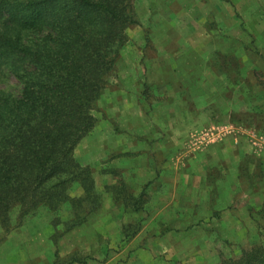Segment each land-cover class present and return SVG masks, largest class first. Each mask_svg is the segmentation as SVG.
I'll use <instances>...</instances> for the list:
<instances>
[{"label": "rangeland", "instance_id": "rangeland-1", "mask_svg": "<svg viewBox=\"0 0 264 264\" xmlns=\"http://www.w3.org/2000/svg\"><path fill=\"white\" fill-rule=\"evenodd\" d=\"M133 7L96 125L73 152L101 206L71 229L65 207L59 222L44 209L21 222L16 208L0 264H220L264 240V0ZM230 47L238 59L214 51ZM125 186L126 201L114 195Z\"/></svg>", "mask_w": 264, "mask_h": 264}, {"label": "trees", "instance_id": "trees-1", "mask_svg": "<svg viewBox=\"0 0 264 264\" xmlns=\"http://www.w3.org/2000/svg\"><path fill=\"white\" fill-rule=\"evenodd\" d=\"M133 2L0 0L1 226L16 208L21 222L41 209L59 222L65 207L71 229L101 206L90 167L76 163L73 152L94 129V104L126 29L138 23ZM9 76L16 90L1 86ZM122 190L116 198L132 197ZM220 264H264V240Z\"/></svg>", "mask_w": 264, "mask_h": 264}, {"label": "crops", "instance_id": "crops-1", "mask_svg": "<svg viewBox=\"0 0 264 264\" xmlns=\"http://www.w3.org/2000/svg\"><path fill=\"white\" fill-rule=\"evenodd\" d=\"M263 14V13H262ZM262 17L264 18V14L262 15ZM263 22H264V20H263ZM263 22H262V27H261V32H263L264 33V24H263ZM263 43H264V37H262V40H261ZM214 51L215 52H219V53H222V54H228V55H233V57H235L234 59L233 58H231V59H233V60H235L236 58L238 59V54H237V51H235L232 47H230L229 49H227V50H225V51H221L220 49H217V48H215L214 49ZM213 51V52H214ZM214 52V53H215ZM253 72V70L252 69H250V71L248 72V73H246V79L247 78H249V77H251L250 76V74ZM207 73H209V71L207 70V72H206V75L203 73V74H201L199 77H198V79H206L205 77L207 76ZM211 76H213L212 75V73L210 74ZM212 78V77H211ZM211 78H210V80H211ZM226 78H227V76H226ZM227 79H229V78H227ZM233 79V78H232ZM209 80V81H210ZM214 81V80H213ZM235 89H237V87L235 88ZM255 89V91H256V88H254ZM239 90H235L234 92L236 93V92H238ZM240 92V91H239ZM258 93V97H259V99H264V88H262L259 92H257ZM247 110V107H243L242 109H241V111H246ZM232 159H234L235 160V162H238V161H241L242 160V152H240V153H236V154H233L232 153ZM230 173H232L233 175H238V171L237 170H232V171H230ZM207 176V174H205V177Z\"/></svg>", "mask_w": 264, "mask_h": 264}]
</instances>
